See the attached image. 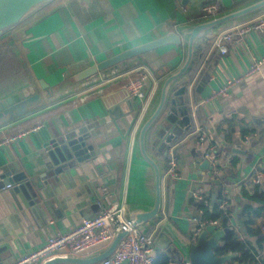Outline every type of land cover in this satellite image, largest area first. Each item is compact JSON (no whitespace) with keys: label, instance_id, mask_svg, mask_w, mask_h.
<instances>
[{"label":"crops","instance_id":"0c3cea01","mask_svg":"<svg viewBox=\"0 0 264 264\" xmlns=\"http://www.w3.org/2000/svg\"><path fill=\"white\" fill-rule=\"evenodd\" d=\"M251 1L56 0L0 39V100L31 86L41 95L27 114L0 121V264L14 263L104 208L122 207L128 218L154 205L153 171L136 147L145 102L106 80L145 67L148 100L181 65L184 43L167 44L89 79L76 77L118 53L178 33L199 19L207 3H218L222 13ZM262 12L201 41L194 69L169 96L188 106L190 128L165 146L170 131L159 137L164 116L148 134L147 150L163 171L165 150L177 144V176L163 180L161 216L139 226L147 232L161 221L154 248L156 258L165 256L169 264L184 261L170 257L168 246L194 244L210 225L215 228L207 238L223 232L217 248L233 232L252 255L246 263L239 252L217 254L216 248L219 256L233 255L227 264H264V29H253L249 21ZM230 28L244 29L243 38L223 55L211 42ZM254 64L259 68L249 71ZM228 80L238 82L213 98ZM183 87L185 94L178 96ZM214 206L227 216L226 224L204 219V207ZM108 245L75 257H94Z\"/></svg>","mask_w":264,"mask_h":264},{"label":"water","instance_id":"95a60500","mask_svg":"<svg viewBox=\"0 0 264 264\" xmlns=\"http://www.w3.org/2000/svg\"><path fill=\"white\" fill-rule=\"evenodd\" d=\"M55 1L56 0H0V39ZM263 9L264 0H253L234 10L218 13L206 19L197 20L192 25L179 29L178 33L171 31L159 39L130 48L98 64L88 67L76 77L77 80L89 79L97 73L109 69L121 62L141 56L167 44L180 45L182 42L185 45V55L181 65L176 71L167 75L161 82L156 95L152 96L146 107L145 116L137 133L136 147L139 156L153 171L155 201L153 207L149 211H134L129 214L128 219L133 222L134 225L143 226L145 224H153L154 221L161 216L164 171L147 150L149 132L157 122L165 116V122H163L160 127L159 137L165 136L166 132L170 131L165 138L164 145L167 146V144H170L173 139L182 135L184 130L189 129L191 126L188 106L184 102L181 103V97L177 99L172 98L169 101L172 89L176 85L185 82L186 76L194 64L199 45L210 32L258 13ZM184 94V87L177 92L178 96H183ZM40 101L41 95L37 93L32 86L8 96L0 100V121H4L6 118L12 119L23 116L27 114L33 106L39 105ZM168 107H170V110L168 114L165 115ZM178 114L180 118H178ZM173 124H175V127L171 128ZM164 153L167 155L166 150ZM206 164L207 161L204 162V166ZM214 228L215 226H208L200 233L196 242L187 247L179 245V248L176 249L173 244L168 246L166 253L178 261L189 262L190 264H227L233 258V255L219 256L215 252L223 232L215 231L212 237L207 238L208 233L212 232ZM124 236L125 232L119 231L108 247L94 257H55L45 261L43 264H93L99 262L114 252Z\"/></svg>","mask_w":264,"mask_h":264},{"label":"built area","instance_id":"2783aa9c","mask_svg":"<svg viewBox=\"0 0 264 264\" xmlns=\"http://www.w3.org/2000/svg\"><path fill=\"white\" fill-rule=\"evenodd\" d=\"M221 7L216 2H210L202 6L199 12V19H206L220 13ZM251 27L255 30L264 29V12L253 20H249ZM248 21V22H249ZM244 29L236 31L230 28L218 33L211 42V48L218 46L221 54H226L232 45H235L243 38ZM223 42V45L221 44ZM259 64H254L249 71H256ZM148 74L146 68H135L132 70L117 73L113 78L106 81H115L113 88L124 89L128 96L145 102V109L151 99H147L146 83ZM238 80H228L226 84L215 91L212 97L225 96L229 88ZM177 144L169 145L167 152V166L163 174V180L168 177L177 176V158L175 154ZM261 176L256 174L254 182L259 183ZM11 187L10 183L6 184ZM197 199L202 200L200 193L193 194ZM161 221H159L160 223ZM158 224L145 232L125 217L122 207L110 206L102 209L97 215L87 218L82 223L68 232L50 237L40 248L21 257L12 264H43L45 261L55 257L82 256L87 251L103 245H108L119 231L125 232L124 238L119 242L114 252L105 258L102 264H154L157 253L154 248V237L158 230ZM200 226L204 225L199 221ZM214 224L216 222H213ZM264 232V226H263ZM175 264V263H171ZM181 264H190L184 262Z\"/></svg>","mask_w":264,"mask_h":264},{"label":"trees","instance_id":"16d2710c","mask_svg":"<svg viewBox=\"0 0 264 264\" xmlns=\"http://www.w3.org/2000/svg\"><path fill=\"white\" fill-rule=\"evenodd\" d=\"M197 59V57L195 58ZM196 62H194V65L192 66V71L195 67ZM16 80H18V74L16 76ZM168 157L166 155V161ZM204 219H207L209 221H214L217 218H221L222 224H226V221L228 220L227 216L223 214V212L216 210V207H213V210H210L209 207H204ZM217 254H225L227 252H239L240 253V261H244L246 263H249L252 255L250 254L249 250L245 249V245L243 242L237 239V237L233 234V232H229L225 238L224 243L221 247L216 249ZM263 259V257H262ZM154 264H169V259L165 256H161L156 258Z\"/></svg>","mask_w":264,"mask_h":264},{"label":"rangeland","instance_id":"374dc122","mask_svg":"<svg viewBox=\"0 0 264 264\" xmlns=\"http://www.w3.org/2000/svg\"><path fill=\"white\" fill-rule=\"evenodd\" d=\"M22 74V73H21ZM198 186H196L195 188H197Z\"/></svg>","mask_w":264,"mask_h":264}]
</instances>
